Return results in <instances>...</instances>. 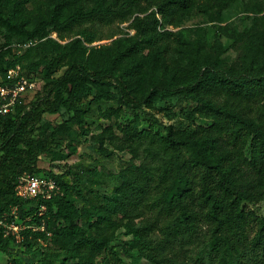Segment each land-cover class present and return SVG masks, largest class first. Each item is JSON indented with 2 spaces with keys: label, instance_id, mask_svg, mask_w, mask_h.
Segmentation results:
<instances>
[{
  "label": "trees",
  "instance_id": "1",
  "mask_svg": "<svg viewBox=\"0 0 264 264\" xmlns=\"http://www.w3.org/2000/svg\"><path fill=\"white\" fill-rule=\"evenodd\" d=\"M236 1L0 0L6 39L0 84L16 66L42 81L12 113L0 115V220L30 216L21 234L52 238L61 245L56 259L71 264H125L120 251L134 257L133 250L148 264H264V217L252 209L264 203V11L263 30L238 64L226 65L222 57L229 38L243 41L246 24L233 36L218 30L210 49L184 30L168 29L193 12L219 22ZM114 22L128 23L127 31L90 46L101 40L95 27ZM11 39L33 44L17 52ZM29 54L37 60L25 62ZM164 95L179 96L193 106V118L210 125L138 134L131 124L115 123L122 137L111 126L90 137L103 154L112 153L107 140L130 155L112 196L95 192L94 204L78 207L70 197L82 191L52 172L47 180L57 191L48 198L17 196L19 179L42 172L41 156L58 147L56 136L65 131L44 126V115L66 111L67 122L88 135L85 117L92 109L118 119L123 107L152 109ZM25 205L34 206L25 212ZM119 234L129 237L120 251ZM7 245L0 233V250Z\"/></svg>",
  "mask_w": 264,
  "mask_h": 264
},
{
  "label": "rangeland",
  "instance_id": "2",
  "mask_svg": "<svg viewBox=\"0 0 264 264\" xmlns=\"http://www.w3.org/2000/svg\"><path fill=\"white\" fill-rule=\"evenodd\" d=\"M260 10L262 12H259ZM263 11L264 0H237L221 14L219 22L210 23L203 15L193 12L178 28L169 27L168 29L171 31L184 30L192 40L199 39L207 49H210L216 40L218 30L223 29L233 36L235 33H241L246 24L248 34L243 41L234 44L233 38H229L226 43L229 47L228 51L222 57V61L226 65L238 64L246 53L247 46L263 30ZM244 16L249 19L243 21ZM127 25L128 23L114 22L110 25L96 26L97 32L101 35V40L95 41L90 46L111 43L127 31ZM132 33L130 31V34ZM3 35V31H0V48L6 40ZM52 37L55 38V34ZM14 41V39H11L10 43L17 52H23L26 49L21 44L14 43ZM36 60L29 54L25 62H35ZM62 71L60 70L56 76L60 75ZM34 81L37 86L41 85V75L37 74ZM102 106L107 108L110 105L104 103ZM153 107L152 109L142 108V110H131L123 107L122 114L118 119H105L92 109L85 117L84 126L89 131L88 135H84L77 125L67 122L70 115L66 111L55 115H44V126L50 128L60 126L65 131L56 136L55 143L58 147L53 148V152L41 156L38 165L42 172L34 175V177L44 181L47 180L48 172L63 175L65 183L77 185L82 191L81 197L76 194L70 197L75 205L80 207L83 203L94 204L93 193L95 192L101 195H113V191L120 183L116 175L129 166L130 155L127 150H117L107 140H105L104 147L112 153L110 155L103 154L98 151V143L90 140L91 136H95L101 133L105 127L111 126L114 128L115 134L122 137V134L115 128V123L121 126L131 124L137 128L138 134L143 131L162 134L164 133L163 126L168 125L174 127L210 125L209 121L197 117L193 118L189 110L193 106H188L179 96H161L153 104ZM139 155L142 157L141 150ZM135 163H139V160H136ZM31 176L30 174H24L22 177ZM30 206L34 205L23 206V211L27 212ZM248 207L250 208V206ZM252 209L257 215L264 217L263 202L252 206ZM30 220L31 217L28 216L24 219H15L10 223L6 220L0 224L2 238L8 243L4 250H0V264H71L70 261L56 259V256L61 255V245L52 238L39 240L33 236L21 234V231L28 227L27 222ZM128 239V236L119 234L116 241H114V245H117V249L120 251L119 247L124 245ZM133 253L136 254L134 257L129 256L126 251H120V257L124 259L125 264H148L145 259L137 257L135 250H133Z\"/></svg>",
  "mask_w": 264,
  "mask_h": 264
},
{
  "label": "built area",
  "instance_id": "3",
  "mask_svg": "<svg viewBox=\"0 0 264 264\" xmlns=\"http://www.w3.org/2000/svg\"><path fill=\"white\" fill-rule=\"evenodd\" d=\"M32 42L21 44L23 47L32 45ZM5 79L7 82L0 84V115L12 113L16 106L24 102V97L36 89V82L26 77L20 66L7 70ZM17 196L22 199H31L38 195L48 198L52 191H57L52 180L41 181L34 176L19 179V184L15 189ZM41 207L40 210H43ZM3 221L0 220V224Z\"/></svg>",
  "mask_w": 264,
  "mask_h": 264
}]
</instances>
